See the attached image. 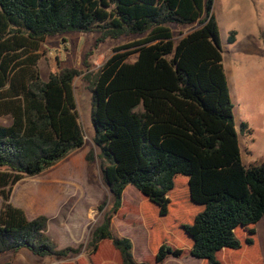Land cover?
<instances>
[{"label": "trees", "instance_id": "obj_1", "mask_svg": "<svg viewBox=\"0 0 264 264\" xmlns=\"http://www.w3.org/2000/svg\"><path fill=\"white\" fill-rule=\"evenodd\" d=\"M212 1L0 0V258L24 251L54 262L79 252L57 247L47 217L28 218L9 199L17 181L83 146L72 88L80 73L97 152L88 149L84 161L97 158L109 196L89 232V254L106 239L121 264H136L130 240L110 226L126 185L159 217L174 205L198 207L175 223L183 249L162 241L153 264L183 253L224 264L226 249L253 245L264 217V162H241ZM72 32L95 33L93 46L129 39L95 70L57 65L42 79L43 42Z\"/></svg>", "mask_w": 264, "mask_h": 264}, {"label": "rangeland", "instance_id": "obj_2", "mask_svg": "<svg viewBox=\"0 0 264 264\" xmlns=\"http://www.w3.org/2000/svg\"><path fill=\"white\" fill-rule=\"evenodd\" d=\"M212 12L218 27L241 162L245 166L258 165L264 162V0H213ZM95 36L90 32H72L47 37L40 47L37 63L40 77L45 79L57 65L82 69L83 63L95 70L110 55L111 47L129 39L105 40L93 46ZM133 58L132 53L127 56L128 60ZM72 88L83 146L38 174L17 181L11 188L12 201L9 200L22 208L28 218L45 215L47 234L56 246L79 247V252L70 259L54 262L46 258L38 260L24 251L0 258L10 259V264H97V259L98 264H121L109 240H101L90 254L86 249L89 232L102 218L109 196L97 158L88 166L84 161L88 149L97 152L90 140L89 93L81 73L73 78ZM240 123L248 130H241ZM142 198L133 186L126 185L110 226L114 234L130 240V253L136 264H153L154 252L162 241L183 249L182 235L175 223L198 207L174 205L165 216L159 217L154 206ZM102 202L103 208L99 210L97 206ZM255 231L256 241L252 246L226 249L229 254L224 264H264V217L256 222ZM162 264H201V260L183 253L176 258L166 257Z\"/></svg>", "mask_w": 264, "mask_h": 264}, {"label": "crops", "instance_id": "obj_3", "mask_svg": "<svg viewBox=\"0 0 264 264\" xmlns=\"http://www.w3.org/2000/svg\"><path fill=\"white\" fill-rule=\"evenodd\" d=\"M37 63H38V62H37ZM12 195H13V191L11 192V196H10L11 201H12Z\"/></svg>", "mask_w": 264, "mask_h": 264}]
</instances>
